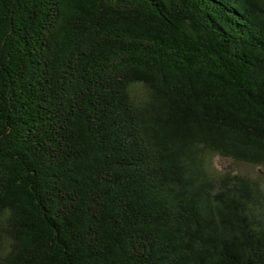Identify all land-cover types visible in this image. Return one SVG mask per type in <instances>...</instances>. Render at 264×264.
Listing matches in <instances>:
<instances>
[{"label": "trees", "instance_id": "16d2710c", "mask_svg": "<svg viewBox=\"0 0 264 264\" xmlns=\"http://www.w3.org/2000/svg\"><path fill=\"white\" fill-rule=\"evenodd\" d=\"M264 0H0V264H264Z\"/></svg>", "mask_w": 264, "mask_h": 264}, {"label": "rangeland", "instance_id": "374dc122", "mask_svg": "<svg viewBox=\"0 0 264 264\" xmlns=\"http://www.w3.org/2000/svg\"><path fill=\"white\" fill-rule=\"evenodd\" d=\"M214 165L221 171H232L234 173H243V174H264L263 168H254L245 164L235 163L231 159L217 157L214 159Z\"/></svg>", "mask_w": 264, "mask_h": 264}]
</instances>
